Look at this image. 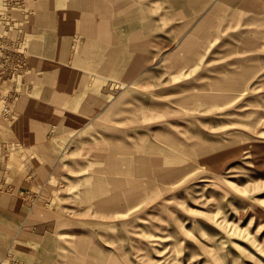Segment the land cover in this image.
Listing matches in <instances>:
<instances>
[{
  "label": "rangeland",
  "instance_id": "obj_1",
  "mask_svg": "<svg viewBox=\"0 0 264 264\" xmlns=\"http://www.w3.org/2000/svg\"><path fill=\"white\" fill-rule=\"evenodd\" d=\"M167 2L0 0V35L12 24L0 255L12 244V264H264V0ZM206 16L195 48L180 49ZM31 31H48L51 57ZM48 58L81 71L98 113L22 144L15 112ZM49 218L52 231L24 233Z\"/></svg>",
  "mask_w": 264,
  "mask_h": 264
},
{
  "label": "crops",
  "instance_id": "obj_2",
  "mask_svg": "<svg viewBox=\"0 0 264 264\" xmlns=\"http://www.w3.org/2000/svg\"><path fill=\"white\" fill-rule=\"evenodd\" d=\"M2 14L3 12L0 11V17L3 16ZM10 17L12 18L11 14L8 18ZM0 21L1 23H8L7 20L3 21L1 18ZM11 25L12 24H7L5 30L8 34L12 35ZM67 26H69V24ZM39 32L40 31H31V34L32 36L38 34L43 44L42 49L44 54L51 57L52 54L50 51H53L51 49L52 42H47L49 33L48 31H41L39 34ZM65 55L66 53L62 52L61 56ZM42 61L43 69L42 71L39 70L34 76V81L36 83L32 85L30 90L29 102L25 106H21L18 111L15 112L16 116L12 122V129L19 134L22 144H28L27 139L32 138L34 130L36 132L34 134L38 139L44 138L49 131H56L57 135L70 131H78L98 113L99 106L97 105L96 92H93L91 87L84 81H87V79L83 78L84 75H82L80 70L76 68L68 69L67 66H63L60 61L55 59L48 58L46 60L42 59ZM60 64L63 67H60ZM53 66L55 67L53 68ZM40 83L43 85L44 90L47 91L44 94L42 93L41 96L40 90L42 86ZM39 97H42V101L46 102L45 105H33ZM10 110L12 113V107ZM6 160L8 159H0V189L5 183H8V178H12V163L10 161L8 167ZM8 174L9 176H7ZM52 222L50 218L35 221L30 224V230H26L24 233L32 234L35 237L40 236L43 233L52 231L54 226ZM25 234H21L20 236L26 239ZM17 241L25 242V240ZM7 254L12 255V244L2 252L0 257Z\"/></svg>",
  "mask_w": 264,
  "mask_h": 264
},
{
  "label": "bare ground",
  "instance_id": "obj_3",
  "mask_svg": "<svg viewBox=\"0 0 264 264\" xmlns=\"http://www.w3.org/2000/svg\"><path fill=\"white\" fill-rule=\"evenodd\" d=\"M126 1V0H125ZM191 1L192 0H168V2H170V3H178V4H180V6L181 5H184V7H185V4H187L188 6L190 5V3H191ZM195 1V0H194ZM197 1V0H196ZM204 1H206V0H204ZM167 2V3H168ZM199 2H200V0H199ZM202 2V1H201ZM193 4V3H192ZM194 4H196V3H194ZM199 5V4H198ZM194 6H196V5H194ZM78 7H80V5L78 6ZM175 10V9H174ZM178 11H175V13L176 14H181V15H185L186 14V12L187 11H185V8L183 9V8H179V9H177ZM257 11L259 10V9H256ZM250 13V12H249ZM237 17H240V13H237L236 15H234V19H236ZM212 21V18L210 17V16H206V18L200 23V24H198L197 26H195V28H194V30H192L193 29V26H191V27H189V29L182 35V36H180V42H182V44H181V47H180V49H182V50H184V51H186L187 52V50H189L188 51V53L190 52V50H193V48H195V44L197 43V41H198V37H197V35H205V31L203 30V26L206 24V23H210ZM214 22V21H213ZM212 22V23H213ZM231 23H234V24H236V23H238V21H233V22H231ZM248 23V22H247ZM211 24V23H210ZM209 24V25H210ZM226 24V23H225ZM244 24H246V23H244ZM221 31H222V29H221ZM217 34V32H215L214 33V35H216ZM197 37V38H196ZM229 41V39H224L223 40V43H227ZM244 41L247 43V40L246 39H244ZM150 42V38H148V43ZM154 45V43H152V46ZM167 48H166V52L168 53L170 50H172L173 49V47L172 46H170V43H168L167 45H165ZM144 50H146L149 54H151L152 52H153V49H152V47H149L148 45H147V47H145L144 48ZM166 52L164 53V58H165V60H167V61H173V62H175L174 61V58H177L178 56L176 55V54H166ZM190 54V53H189ZM189 54L185 57V59H187V58H189L188 56H189ZM176 55V56H175ZM181 57V56H180ZM180 57H178L177 58V60L180 58ZM213 57V55H210V58L209 59H211ZM237 81H240V79H237ZM181 90L183 89H185L186 87L184 86V85H182L181 87ZM258 121H259V119H257ZM261 120V119H260ZM257 121V122H258ZM132 167L130 166V165H127V168L125 169V170H130ZM130 172V171H129ZM95 183H96V186H98V187H101L102 185V183H101V181L99 180V179H96L95 180ZM153 185H148V187H146V186H142L141 187V189H140V191L138 192V193H136V194H138V195H136L135 193L133 194V200H137L140 196H142L143 195V193L145 192V191H148L149 189H151V188H153L152 187ZM95 191H96V189H95ZM94 191V192H95ZM137 192V191H136ZM93 193V192H92ZM111 206H113V205H111ZM96 252V251H95Z\"/></svg>",
  "mask_w": 264,
  "mask_h": 264
},
{
  "label": "built area",
  "instance_id": "obj_4",
  "mask_svg": "<svg viewBox=\"0 0 264 264\" xmlns=\"http://www.w3.org/2000/svg\"><path fill=\"white\" fill-rule=\"evenodd\" d=\"M5 1L8 5H12V0ZM0 18L3 19L4 16ZM5 77L12 79V36L8 33L0 35V81ZM9 95L12 96L10 91L6 96H2L0 93V102L1 98H6ZM0 264H12V255H5L0 259Z\"/></svg>",
  "mask_w": 264,
  "mask_h": 264
}]
</instances>
